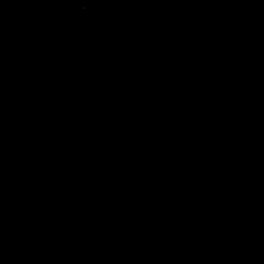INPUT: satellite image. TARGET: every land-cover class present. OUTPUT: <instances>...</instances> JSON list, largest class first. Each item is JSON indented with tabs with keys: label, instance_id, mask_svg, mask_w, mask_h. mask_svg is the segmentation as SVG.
<instances>
[{
	"label": "water",
	"instance_id": "1",
	"mask_svg": "<svg viewBox=\"0 0 264 264\" xmlns=\"http://www.w3.org/2000/svg\"><path fill=\"white\" fill-rule=\"evenodd\" d=\"M0 264H264V0H0Z\"/></svg>",
	"mask_w": 264,
	"mask_h": 264
}]
</instances>
